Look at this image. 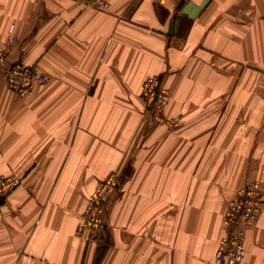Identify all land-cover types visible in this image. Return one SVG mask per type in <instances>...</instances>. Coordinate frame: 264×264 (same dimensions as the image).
Wrapping results in <instances>:
<instances>
[{
  "label": "crops",
  "instance_id": "obj_1",
  "mask_svg": "<svg viewBox=\"0 0 264 264\" xmlns=\"http://www.w3.org/2000/svg\"><path fill=\"white\" fill-rule=\"evenodd\" d=\"M0 0L7 63L49 80L15 95L0 73V264H213L240 185L264 198V0ZM170 22L172 29L169 30ZM169 92V128L143 81ZM110 173L101 239L75 230ZM264 264V216L244 225Z\"/></svg>",
  "mask_w": 264,
  "mask_h": 264
},
{
  "label": "built area",
  "instance_id": "obj_2",
  "mask_svg": "<svg viewBox=\"0 0 264 264\" xmlns=\"http://www.w3.org/2000/svg\"><path fill=\"white\" fill-rule=\"evenodd\" d=\"M96 8H106L107 0H78ZM17 40L13 24L9 25L3 45L0 47V73L4 75L8 88L17 96L30 95L34 89L49 80V75L39 72L34 66L24 62L7 63L8 52ZM142 98L150 119L157 124L174 127L178 119L168 118L165 107L169 100V92L161 83L159 75H150L142 83ZM120 177L110 173L102 180L90 195L82 214V222L77 226L75 234L87 233V240L95 241L102 238L104 224L101 218V206L114 192ZM20 179L14 173L0 174V202L3 197L15 189ZM264 216V198L257 181L240 185L228 203L224 213V224L228 227L227 236L221 238L215 253L213 264H235L245 254L244 235L240 224L252 222Z\"/></svg>",
  "mask_w": 264,
  "mask_h": 264
},
{
  "label": "bare ground",
  "instance_id": "obj_3",
  "mask_svg": "<svg viewBox=\"0 0 264 264\" xmlns=\"http://www.w3.org/2000/svg\"><path fill=\"white\" fill-rule=\"evenodd\" d=\"M14 174H15V173H14ZM114 174H115V173H114ZM15 175H16V174H15ZM116 175H117V174H116ZM17 176H18V175H17ZM117 176H118V175H117ZM18 177H19V176H18ZM118 177H119V176H118ZM19 179H20V178H19ZM103 180H104V179H103ZM258 184H259V183H258ZM118 185H119V183H118ZM118 185H117V186H118ZM97 186H98V185H97ZM259 186H260V185H259ZM95 189H96V188H95ZM95 189H94V190H95ZM93 192H94V191H93ZM114 192H115V191H114ZM112 193H113V192H112ZM112 193L109 194V197H110V195H111ZM109 197H108V200H109ZM108 200H107V201H108ZM107 201H106V202H107ZM106 202H105V203H106ZM105 203H103V205H104ZM103 205L101 206V218H102V207H103ZM259 218H260V217H259ZM259 218H258V219H259ZM223 219H224V218H223ZM101 221H103V219H102ZM255 221H256V220H255ZM81 222H82V221H81ZM81 222H80V224H81ZM252 222H254V221H252ZM252 222H244V223H242V224L239 225L240 228H241L242 231H243V235H244V237H245V233H244V225L247 224V223H252ZM80 224H79V225H80ZM103 224H104V223H103ZM226 236H227V235H226ZM224 237H225V236H224ZM222 238H223V237H222ZM220 240H221V239H220ZM220 240H219V244H220ZM244 245H245V241H244ZM218 248H219V247H218ZM217 250H218V249H217ZM216 252H217V251H216ZM244 255H245V254H244ZM243 257H244V256H243Z\"/></svg>",
  "mask_w": 264,
  "mask_h": 264
},
{
  "label": "water",
  "instance_id": "obj_4",
  "mask_svg": "<svg viewBox=\"0 0 264 264\" xmlns=\"http://www.w3.org/2000/svg\"><path fill=\"white\" fill-rule=\"evenodd\" d=\"M172 29V22H170V25H169V30L171 31Z\"/></svg>",
  "mask_w": 264,
  "mask_h": 264
},
{
  "label": "rangeland",
  "instance_id": "obj_5",
  "mask_svg": "<svg viewBox=\"0 0 264 264\" xmlns=\"http://www.w3.org/2000/svg\"><path fill=\"white\" fill-rule=\"evenodd\" d=\"M5 174V173H4Z\"/></svg>",
  "mask_w": 264,
  "mask_h": 264
}]
</instances>
